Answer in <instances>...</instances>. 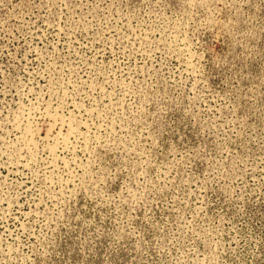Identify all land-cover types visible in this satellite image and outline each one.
<instances>
[{
	"label": "rangeland",
	"instance_id": "374dc122",
	"mask_svg": "<svg viewBox=\"0 0 264 264\" xmlns=\"http://www.w3.org/2000/svg\"><path fill=\"white\" fill-rule=\"evenodd\" d=\"M0 264H264V0H0Z\"/></svg>",
	"mask_w": 264,
	"mask_h": 264
}]
</instances>
